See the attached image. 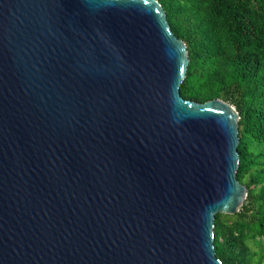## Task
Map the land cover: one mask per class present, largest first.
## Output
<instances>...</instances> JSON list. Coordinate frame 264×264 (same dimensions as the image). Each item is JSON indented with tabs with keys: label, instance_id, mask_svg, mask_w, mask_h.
<instances>
[{
	"label": "water",
	"instance_id": "water-1",
	"mask_svg": "<svg viewBox=\"0 0 264 264\" xmlns=\"http://www.w3.org/2000/svg\"><path fill=\"white\" fill-rule=\"evenodd\" d=\"M189 60L158 0H0V264H223L239 113Z\"/></svg>",
	"mask_w": 264,
	"mask_h": 264
},
{
	"label": "trees",
	"instance_id": "trees-1",
	"mask_svg": "<svg viewBox=\"0 0 264 264\" xmlns=\"http://www.w3.org/2000/svg\"><path fill=\"white\" fill-rule=\"evenodd\" d=\"M189 64L188 100L221 98L239 113L237 178L247 196L234 214L214 218L223 264H264V0H158Z\"/></svg>",
	"mask_w": 264,
	"mask_h": 264
}]
</instances>
